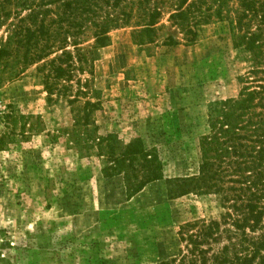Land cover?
Masks as SVG:
<instances>
[{"label": "rangeland", "instance_id": "374dc122", "mask_svg": "<svg viewBox=\"0 0 264 264\" xmlns=\"http://www.w3.org/2000/svg\"><path fill=\"white\" fill-rule=\"evenodd\" d=\"M163 1L151 3L164 11L154 43L135 45L136 18L111 30L92 76L73 74L66 95L54 92L51 101L42 63L11 79L13 59L0 64V264H159L184 250L183 225L222 221L218 196L176 197L169 189L197 174L210 104L235 99L250 69L231 33L239 1H222L220 18L203 25L192 45L169 19L174 0ZM13 12L0 9V40ZM169 37L177 44L169 46ZM79 89L85 95L72 102ZM85 101L95 106L85 111ZM137 139L161 163L162 178L132 193L151 165L110 168ZM227 244L224 232L206 257Z\"/></svg>", "mask_w": 264, "mask_h": 264}, {"label": "trees", "instance_id": "16d2710c", "mask_svg": "<svg viewBox=\"0 0 264 264\" xmlns=\"http://www.w3.org/2000/svg\"><path fill=\"white\" fill-rule=\"evenodd\" d=\"M222 1L225 0H174L169 6V19L192 45L203 25L220 18ZM238 1L236 19L230 21L231 33L235 49L250 55V69L239 77L242 87L235 99L210 104L209 132L200 139L197 174L170 181L174 186L169 189V195L176 197L193 192L218 196L224 211L222 221L183 225L178 235L184 250L159 264H264V0ZM151 3L152 0H0V9L8 5L14 10L7 35L0 40V64L13 59L7 75L11 79L42 63L48 100H52L54 92L66 95L61 93L69 90L67 83L73 80V74L92 76L89 71L98 50L108 45L111 30L129 27L136 18L139 21L131 26L135 45L154 43L155 26L164 11L157 4L151 7ZM167 40L169 46L177 44L172 37ZM88 41L92 44L81 47ZM86 88L92 94L98 93ZM83 94L77 90L72 102ZM94 106L85 101L83 109ZM112 138L108 135L99 139L100 151L104 141ZM136 161L151 166L142 173L143 182L129 187L132 193L162 178L161 163L140 139L129 143L120 157L113 159L110 170H126ZM222 225L234 231H223ZM224 232L228 244L208 259L211 245L219 243Z\"/></svg>", "mask_w": 264, "mask_h": 264}]
</instances>
